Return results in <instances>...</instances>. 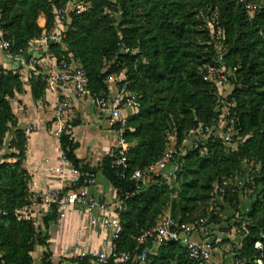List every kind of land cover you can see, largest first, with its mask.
Returning <instances> with one entry per match:
<instances>
[{
	"label": "trees",
	"instance_id": "16d2710c",
	"mask_svg": "<svg viewBox=\"0 0 264 264\" xmlns=\"http://www.w3.org/2000/svg\"><path fill=\"white\" fill-rule=\"evenodd\" d=\"M67 1L0 0L11 51L27 49L34 37L48 31L55 9ZM255 1L257 8L250 13L240 0H82L81 10L69 18L66 38L54 45L59 60H77L84 67L94 93H109V76L126 71L124 81L140 102L124 129L132 171L159 160L170 146L169 135L179 145L187 130L212 128L205 143L181 157L175 178L139 188L128 175H119L111 154L104 156L99 168L82 164L75 154L78 143L67 133L78 122L67 125L61 147H69L67 156L82 178H95L100 169L124 200L123 232L115 245L117 252L131 253L125 264H204L190 258L177 241L155 245L151 239L139 246L143 231L167 213L187 223L204 217L211 224L226 221L228 231L236 226L244 237L236 263L264 260V0ZM222 66L229 72L225 85L209 72ZM29 84L35 100L46 95L41 69L32 70ZM24 91L20 70L0 65V203L9 212L0 217V264H33L36 245H47L39 228L13 215L32 202L31 177L24 167L28 136L18 127L12 105ZM223 117L234 134L230 142L216 133ZM8 136L9 149L15 151L1 156ZM244 162L255 165L248 176ZM127 190L136 193L124 198L122 192ZM245 196L252 201L243 212L239 205ZM218 197L234 209L232 217L219 214L223 206H216ZM57 216L53 208L44 218L46 226ZM257 241H262V250L255 247ZM145 248L149 251L141 261L137 253ZM49 258L46 250V264H51Z\"/></svg>",
	"mask_w": 264,
	"mask_h": 264
},
{
	"label": "built area",
	"instance_id": "2783aa9c",
	"mask_svg": "<svg viewBox=\"0 0 264 264\" xmlns=\"http://www.w3.org/2000/svg\"><path fill=\"white\" fill-rule=\"evenodd\" d=\"M250 13L257 8L255 0H240ZM82 0H68L66 5L54 11V18L48 31L38 37H34L27 49L14 54L11 51V42L6 36V31L1 23L0 16V52H4L10 59L16 61L27 73L33 69H41L46 75L47 88L57 98L55 115L53 118L54 132L61 139L66 132V114L71 108V101L68 97H63L62 90L67 88L75 99H89L96 110L106 116L110 126L118 127L114 129L117 138L113 147L105 155L113 156L112 165L122 177H128L137 182L139 188L149 187L157 180L164 179L171 181L179 173L181 168V157L188 150L198 148L201 143H205L212 134L209 126H199L187 130L179 145H176L174 136L169 135L171 143L162 157L145 169L132 171L128 162L129 143L124 136V129L127 125L129 115L140 106L139 97L129 91L128 81L121 79L118 74H112L108 83L111 90L107 94H97L89 86V78L84 67L77 61L67 62L59 60L54 52V45L66 38L69 18L72 13L81 10ZM210 75L217 74L218 81L228 84V70L226 67L211 68ZM131 111V113H129ZM227 111V110H226ZM225 117V113H224ZM224 117L219 121L216 133L230 142L233 137L231 128L228 127V120ZM224 130L222 131V127ZM35 125L27 127L26 133L34 130ZM73 139L72 132H67ZM61 147L58 158L59 166L55 168L56 175L59 176L60 187L46 195H37L33 201L27 205L17 208L13 215L17 219H27L38 229L42 224L43 216L47 212L57 209L58 217L64 218L73 206L84 209L90 226L103 225L112 233L113 242L119 239L123 232V224L120 218V210L124 207V200L118 198L120 205L114 207L111 203L93 193L95 178L85 176L82 178L81 172L74 167L67 156V151ZM243 183H241L242 185ZM218 186L216 192H221ZM135 191H124L122 195L128 198L135 195ZM47 210V211H44ZM9 216V212L1 207L0 217ZM212 224L208 223V217L201 218L194 223H187L173 218L170 214L164 216L154 227L143 231L138 237L139 246H146L151 239L155 245L166 241H177L181 243L190 258L198 260L204 264H219L215 261L214 239L212 238ZM202 233L203 240L196 241L186 237ZM255 247L263 249L262 241H257ZM148 249L137 253V259L144 261L148 254ZM90 257L99 264H125L132 255L129 252H117L116 245L111 252L99 251L91 254H83L80 259ZM262 257L256 259L257 264H263Z\"/></svg>",
	"mask_w": 264,
	"mask_h": 264
},
{
	"label": "crops",
	"instance_id": "0c3cea01",
	"mask_svg": "<svg viewBox=\"0 0 264 264\" xmlns=\"http://www.w3.org/2000/svg\"><path fill=\"white\" fill-rule=\"evenodd\" d=\"M0 65L7 69H19L24 81L25 91L18 94L12 104L18 127L26 131L28 126L35 125L32 132L26 133L28 141L24 161V167L31 177L29 188L33 201L37 195L49 194L60 187V178L56 175L55 168L59 166L61 143L53 125L57 98L48 90L43 98L35 100L29 84L32 72L27 73L4 52H0ZM61 95L68 97L72 104L66 114L67 124L78 122V125L72 127L73 139L78 143L76 156L82 164L99 168L106 152L116 141L115 130L110 126L106 116L101 115L89 99H75L67 88L62 90ZM92 190L95 195L112 205L115 203L114 207L120 205L117 190L100 169L96 172ZM219 204L226 213L233 212L221 197ZM242 204L244 207L250 205L246 196L241 197L240 205ZM49 213L43 216L39 228L41 235L47 238V245H36L32 252L33 264H46L44 262L46 250L50 252L51 264H80V256L83 254L111 252L114 249L111 231L103 225L90 226L83 208L71 207L64 218L57 216L56 219H50L47 227L44 218ZM203 237V234L199 233L186 238L201 242ZM215 261L218 262L216 259ZM87 264L99 263L90 259Z\"/></svg>",
	"mask_w": 264,
	"mask_h": 264
},
{
	"label": "rangeland",
	"instance_id": "374dc122",
	"mask_svg": "<svg viewBox=\"0 0 264 264\" xmlns=\"http://www.w3.org/2000/svg\"><path fill=\"white\" fill-rule=\"evenodd\" d=\"M17 63V62H16ZM18 64V63H17ZM121 76V79H126V71L123 70L120 74H118ZM111 79V77L108 78V80ZM110 81V80H109ZM231 91V87L227 88V93H229ZM219 129V128H218ZM224 130V126L222 127V131ZM9 139L10 136H8L7 138V143L2 151L1 156L3 155H8L10 154L12 151L15 150H10L9 149ZM244 169L246 171L247 176L249 174H251L252 172H254L255 169V165L253 164V162L248 163V162H244ZM219 198V197H218ZM247 202L250 203V201H252L250 196H246ZM217 203V207H220L219 204V200L217 199L215 204ZM113 206H116L115 203L113 204ZM240 209L244 211H247V209L249 208V206L244 207V205H240L239 206ZM233 212H227L225 211V209L223 208V210L219 213L222 217L224 218H229L232 217L234 215V209H232ZM168 215L165 214L162 217ZM231 223H234V221H232ZM227 225L228 223H226V221L224 223L221 224H212V238L215 240L214 241V248H215V259L218 261L219 264H237V260H236V251L241 247L242 245V241H243V235L242 233L239 231V228L236 226H232V230L228 231L227 230Z\"/></svg>",
	"mask_w": 264,
	"mask_h": 264
}]
</instances>
